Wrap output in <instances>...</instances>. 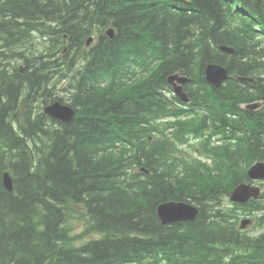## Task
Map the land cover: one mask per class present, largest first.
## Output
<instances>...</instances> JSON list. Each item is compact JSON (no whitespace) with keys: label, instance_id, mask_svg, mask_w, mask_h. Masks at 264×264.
<instances>
[{"label":"trees","instance_id":"16d2710c","mask_svg":"<svg viewBox=\"0 0 264 264\" xmlns=\"http://www.w3.org/2000/svg\"><path fill=\"white\" fill-rule=\"evenodd\" d=\"M107 28L114 39L85 48ZM211 63L255 82L214 88ZM180 69L201 119L171 137L155 121L179 115L167 77ZM64 80L76 118L63 124L44 106L65 103L50 88ZM206 127L241 140H205L211 164L180 157ZM0 143V264H264V193L230 202L264 161V0H0ZM171 201L199 218L163 226Z\"/></svg>","mask_w":264,"mask_h":264},{"label":"water","instance_id":"95a60500","mask_svg":"<svg viewBox=\"0 0 264 264\" xmlns=\"http://www.w3.org/2000/svg\"><path fill=\"white\" fill-rule=\"evenodd\" d=\"M228 78V72L226 69L222 68L219 65H211L209 67V77L208 81L215 84L216 86L220 85L221 82ZM180 84H185L188 82L186 78H177ZM174 79H170V82L173 83ZM175 93L180 95L181 98L185 101H189L186 96L183 87H175ZM259 106V104H258ZM252 105L248 106L251 108ZM45 113L52 117L53 119L62 121L64 123H71L75 119V112L72 108L64 106L61 103H56L45 108ZM250 179L254 181L264 180V163H256L249 171ZM4 185L8 191L13 190V181L8 174L4 176ZM261 195V190L254 186L253 184H242L239 185L234 192L232 193L231 200L235 203L245 204L250 199L258 198ZM199 211L197 208L190 204H185L182 202H171L168 204H163L158 208V215L161 217L164 223L166 222H175L179 220L187 221H196ZM250 221H243L242 228H247Z\"/></svg>","mask_w":264,"mask_h":264},{"label":"bare ground","instance_id":"6f19581e","mask_svg":"<svg viewBox=\"0 0 264 264\" xmlns=\"http://www.w3.org/2000/svg\"><path fill=\"white\" fill-rule=\"evenodd\" d=\"M173 1H176V2H179V3H186V2H188V0H173ZM239 9H241V7H239ZM112 29H115V28H107L105 31H103V32H96V33H94V34H92V35H90L89 37H88V39L90 38V37H92L93 35H95L96 34V37L97 38H101V37H103V39H104V37L105 36H108L107 35V32L109 31V30H112ZM101 33V34H100ZM109 37V36H108ZM87 39V40H88ZM86 40V41H87ZM105 40V39H104ZM220 50L222 51V52H225V53H227V54H232L233 52H234V50H233V48H231V47H227V46H222L221 48H220ZM214 64H216V63H211V64H208L206 67H205V70H204V77H205V80L207 81V83L210 85V86H212V87H214V88H218V87H215L214 85H212L211 83H209V81L207 80L208 79V77H209V67L211 66V65H214ZM225 67V66H224ZM231 77H234V78H236L240 83H242V84H244V83H254L255 82V79L253 78V77H247V78H240L238 75H235V76H231L230 74L228 75V79H230ZM196 86V85H195ZM196 88V87H195ZM260 103V101H255V102H253V104H252V107H251V111H254L256 108H257V106H258V104ZM202 104V103H201ZM46 106H48V104L47 105H45L44 107H46ZM242 108V107H241ZM244 111V110H243ZM246 111V110H245ZM248 112V111H247ZM170 116V115H169ZM168 117V116H167ZM165 118V117H164ZM57 122H61V123H63L62 121H57ZM64 124V123H63ZM210 130L212 131V132H215L213 129H211L210 128ZM222 136H223V138H225V139H230L231 141H235V142H238V141H240L241 139H239V138H236V137H226V136H224L223 134H221ZM249 171L250 170H247V173H249ZM5 174H8V176L9 177H11V179H12V181H13V178H12V175H11V173L9 172V171H7V172H5L4 173V175H3V179H4V176H5ZM248 182V181H247ZM14 191V181H13V190L12 191H10V192H13ZM179 202H182V203H185L186 204V201H179ZM158 217H159V220H160V222H161V224L163 225V226H169V225H173V224H179V223H192V222H195V221H187V220H179V221H175V222H166V223H164L163 221H162V219H161V217L158 215Z\"/></svg>","mask_w":264,"mask_h":264},{"label":"rangeland","instance_id":"374dc122","mask_svg":"<svg viewBox=\"0 0 264 264\" xmlns=\"http://www.w3.org/2000/svg\"><path fill=\"white\" fill-rule=\"evenodd\" d=\"M101 29H103V28H101V27H99V30H101ZM101 34V33H100ZM38 36V35H37ZM96 37V34L95 35H93L92 37H90L89 38V41H90V43H89V46H92V45H94V44H96L97 42H98V38L96 37V39H95V37ZM110 38V40H111V36L109 37ZM95 42V43H94ZM130 48V50H131V47H129ZM134 49V48H133ZM129 50V49H128ZM122 53H124V55H131V53H129V52H122ZM68 82H66L65 80L63 81V82H61V83H59V85H58V87H57V89L56 88H54V87H50V88H53V91L59 96V97H62V98H66L68 101V103H70L71 101H70V99H69V97L66 95L67 93H65V92H63V90H64V86H66V84H67ZM189 118H191V117H189ZM197 144H199V140H197V139H195L194 137H191L190 138V143H189V145H185V146H182L181 148H182V150H185V153H186V156H188V157H193V159H191V161H195L197 158H200V157H198V153H196L195 152V150H196V145ZM0 146H1V143H0ZM261 184V183H260ZM262 184L263 185H260L261 187H262V189L264 190V183L262 182ZM243 218H245V217H242L241 218V220L243 219ZM250 218H252V217H250ZM240 220V221H241ZM77 230H82L83 229V226H81L80 224L79 225H77ZM257 234H259V232H257V233H255L254 235H257ZM240 251V250H239ZM241 252V251H240Z\"/></svg>","mask_w":264,"mask_h":264}]
</instances>
